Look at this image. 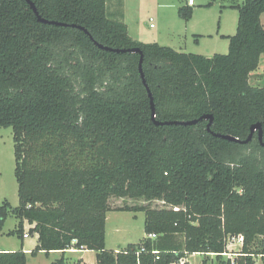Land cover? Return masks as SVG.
Here are the masks:
<instances>
[{"label":"trees","instance_id":"1","mask_svg":"<svg viewBox=\"0 0 264 264\" xmlns=\"http://www.w3.org/2000/svg\"><path fill=\"white\" fill-rule=\"evenodd\" d=\"M32 1L68 25L39 21L27 0H0V127L13 129L19 196L18 206H0V231L10 213L19 220L10 234L22 238L25 221L34 224L31 255L63 252L51 264H70L65 252L81 247L99 264H170L193 253L203 264L211 255L264 261L260 129L242 142L261 124L264 143V86L250 81L264 56V0L229 5L239 12L236 33L225 36L228 53L211 57L134 39L108 0ZM193 11L179 7L187 21ZM112 197L165 205L113 207ZM110 210L145 211L147 236L107 249ZM238 234L242 250L225 258ZM0 264H27V254L0 251Z\"/></svg>","mask_w":264,"mask_h":264},{"label":"rangeland","instance_id":"2","mask_svg":"<svg viewBox=\"0 0 264 264\" xmlns=\"http://www.w3.org/2000/svg\"><path fill=\"white\" fill-rule=\"evenodd\" d=\"M186 0H146V4L131 5L130 15L133 19V27L137 26L146 35H162L158 38V43L162 45H173V48L183 47V51L197 53V51L210 52L208 46L210 39H202L199 47H196L199 36L197 33H212L218 26L221 33L232 35L236 33L239 12L229 5L236 1L242 4L245 0H194L195 6L193 16L189 20L188 30H182L177 20H183L179 15V6L184 5ZM213 2L210 6L207 4ZM111 11V6H110ZM182 18V19H181ZM185 22H188L184 20ZM261 22L264 26V13L261 15ZM153 25V28L151 27ZM174 31V32H172ZM180 31V32H179ZM180 33V35H178ZM218 51L216 53H228L229 39L219 37ZM172 47V46H170ZM253 85L264 86V56L260 58L259 67L255 70L250 79ZM15 152H14V133L12 127H0V206L8 200L13 207L19 205L18 181L15 176ZM110 203L113 207L127 206H151L163 207L165 204L161 200L146 201L145 199H130L112 197ZM121 212L113 215L108 221L106 244L109 248H124L130 243H138L146 236L144 223L146 213L143 210H119ZM18 218L10 213L7 217L2 230L0 231V247L21 246L22 239L17 233L10 234L18 224ZM117 224L118 230L112 226ZM239 246H233L232 252L235 253ZM229 252V251H228ZM74 259H78L80 254H73ZM86 257L95 260L94 252H88ZM191 261L200 262L205 259L204 255L195 257L189 256ZM227 258L228 256H224ZM260 256L256 257L259 259ZM48 256L45 253L35 256L29 255V264H46ZM68 260H70L68 258ZM207 264H220V259L216 256H209ZM257 264H264L259 259Z\"/></svg>","mask_w":264,"mask_h":264},{"label":"crops","instance_id":"3","mask_svg":"<svg viewBox=\"0 0 264 264\" xmlns=\"http://www.w3.org/2000/svg\"><path fill=\"white\" fill-rule=\"evenodd\" d=\"M146 3H147L146 0H123L122 7H121V6H119V1L118 0H108L107 5H108L109 13L112 14V16L119 17V18L121 17V19L127 24L129 34L134 39L142 41V42H146V43L159 42L158 38L162 37V35H158L157 34L156 36L155 35L148 36L145 33H143L141 30H139V28L137 26L133 27V23H131V21L133 22V19L131 18V15H130L131 5L132 4L133 5H140V4H146ZM184 4L187 5V0L185 1ZM110 6H111V11H110ZM194 6H195V4L192 5V7H194ZM193 10H194V8H193ZM178 12H179V9H178ZM121 14H123V16ZM184 20L185 19L177 20V21L179 23H182L181 21H183V23H185V26L184 27L181 26L180 28H182V30H186V29L188 30L190 21L188 20V22H185ZM151 27L153 28V26H151ZM172 32H174V31H172ZM208 32H212V33H197L199 38H198V40L196 42V44H197L196 47H199L200 45H202L201 44L202 39H210V44L208 46V49L210 50V52L197 51V53L205 55V56H208V57H211V56H213L216 53V51H218L217 48H218V45H219V42H218L219 41L218 40L219 37H225L227 35H224L223 33H221V27L220 26H218L217 29H214V31H208ZM178 35H180V33ZM170 46L173 47V45H170ZM176 50L182 51V52H186V51H183L184 50L183 47H180L179 49H176ZM119 212H121V211H119V210H110V211L107 212L106 235H107V227H108L109 219L110 218L112 219L113 215H115V214H117ZM24 224H25V228L28 227L27 221H25ZM112 228L113 229L115 228V230H118V225L115 224V225L112 226ZM146 236H147V234H146ZM21 239H22L21 246L11 247V248L0 247V251H16V250L23 249L26 252V254H27V264H29V255H31V251L38 244V233H30V235L28 237H24L23 236ZM106 247H107V249H111V248L108 247L107 244H106ZM120 249H123V248H119V247L114 248V250H117V251L120 250ZM88 252H94L95 253V255H96L95 260H91V259H88L86 257V254ZM42 253H45V252L41 251V252H39L37 254H42ZM62 253L63 252L60 251V250L51 251L49 254L45 253L48 256V258H49L47 260L46 264H51L54 260L58 259L62 255ZM76 253L80 254V255L78 256V259L73 260L74 259V255L73 254H76ZM65 256L67 258H69L70 261L81 260V262L84 263V264H99L98 261H97V252L94 251V250H89V249L79 250V248H71V249H68L65 252ZM259 259H261V258H259ZM259 259H257V262H258Z\"/></svg>","mask_w":264,"mask_h":264},{"label":"water","instance_id":"4","mask_svg":"<svg viewBox=\"0 0 264 264\" xmlns=\"http://www.w3.org/2000/svg\"><path fill=\"white\" fill-rule=\"evenodd\" d=\"M27 2L30 4L31 8L34 10V12L37 14L38 18H39V21L41 22H44V23H49V24H53V25H61V26H66L68 25V23H65V22H61V21H56V20H49L47 18H44L42 17L40 14H39V11L35 5V3L32 1V0H27ZM75 26V25H73ZM79 28H82V29H85L84 27L82 26H78ZM99 46L103 49H106V50H110V51H114V52H140V49L139 48H113V47H110V46H104L103 44H99ZM143 54L141 55V61H140V72H141V75L142 77L144 78V71H143ZM144 82L145 79H144ZM148 91H149V94H150V97L152 99V94H151V91L150 89L148 88ZM152 116L155 118V107H154V104H153V99H152ZM209 116H206L205 118H208ZM199 119H194V120H189V121H185V122H176V123H184L186 125L188 124H194V123H197ZM164 123H170V122H159L157 121V124H164ZM211 124H212V116H211V120L208 124V129L210 130L211 129ZM257 128L260 129L259 131V138H260V141L262 142V144L264 145L263 143V140H262V129H261V124H255L252 126V129H251V133L249 135V137L245 140H243L242 142L243 143H248L252 137H253V134L255 132V130H257ZM217 136H221V137H225L227 139H230V140H237V141H240L239 138L237 137H234L232 135H223V134H216Z\"/></svg>","mask_w":264,"mask_h":264},{"label":"built area","instance_id":"5","mask_svg":"<svg viewBox=\"0 0 264 264\" xmlns=\"http://www.w3.org/2000/svg\"><path fill=\"white\" fill-rule=\"evenodd\" d=\"M194 4H195V1L194 0H187V5L192 6ZM151 26H153V25H151ZM27 225H28V227L25 228V224H24V235H23L24 237H28L30 235V228L34 224H31V223H29L27 221ZM155 236H156L155 234H150V237H152V238H155ZM244 240L245 239H244V236L242 234L229 236L228 239H227V252L224 253V255H226L229 258H231V259L234 260V257L237 255V253L242 250L243 245H244ZM236 245L239 246V249H238L239 251L233 253L232 252V247L233 246H236ZM83 249H85V248L84 247L79 248V250H83ZM196 255H198V254L197 253H193L190 256L191 257L192 256L194 257ZM260 258H261V256H260ZM187 262L189 264H203L202 262L201 263L192 262L191 259H190V257L180 258L179 260L173 261L170 264H185ZM70 264H78V262L77 261H70Z\"/></svg>","mask_w":264,"mask_h":264}]
</instances>
